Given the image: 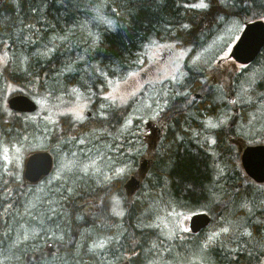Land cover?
<instances>
[{"label": "trees", "instance_id": "trees-1", "mask_svg": "<svg viewBox=\"0 0 264 264\" xmlns=\"http://www.w3.org/2000/svg\"><path fill=\"white\" fill-rule=\"evenodd\" d=\"M196 2L198 0H0V264H113V261L116 264L125 259L129 264H168L177 256L183 260L199 254V242L205 230L166 237L151 225L160 210V206L153 205L159 202L193 208L210 203L206 208L212 218L208 228L230 224L227 236H219L204 249L205 258L197 261L261 264L264 259L261 247L264 243V186L243 174L236 161L237 149L229 141L223 143L220 131L211 156L205 153L203 146L189 142L184 130L187 127H182L183 121L189 122L187 115L181 114L175 119L168 144L151 167L147 185L153 190L147 194V206L141 210V205L134 203L122 218H115L120 220L117 237L125 233L115 247L126 248L128 257L115 248L114 260H108L106 253L103 255L94 249L92 244L97 233L89 207L93 196L91 183L78 178L72 185L53 184L44 196L36 199L33 185L25 183L17 175L16 164L6 158L17 154L16 145L23 147L34 143L39 135L46 136L48 122L47 117H43L44 112L26 114L5 108L6 96L24 93L42 98L45 103L51 78L59 85L67 83L69 93L70 84H82L80 94L84 99L100 100L101 88L96 89L107 82L124 81L128 72L141 70L153 43L163 42L179 49L195 47L211 38L221 18L249 21L264 17V13L258 14L264 0H256L255 4L251 0H228L226 5L217 0L206 10L188 7ZM261 60L264 61V46L252 64ZM248 73L247 68H243L239 75L238 81L247 86L243 95L234 94L233 101L228 102V122L233 124L239 117L246 123L258 102L264 100V74L250 83L248 78L251 80L253 74L249 77ZM78 75H82V79L77 80ZM227 79L228 93L233 90L236 93L229 84L231 72ZM75 94L76 89L73 97ZM138 95L139 90L132 96V105ZM204 103L200 101L195 105L196 112L208 110ZM113 107L118 120V107ZM236 107H240L238 114L231 110ZM112 111V107L105 112L94 109L91 126H102L104 117ZM175 130L184 137L176 136ZM234 133L235 127L227 126L228 138ZM262 133L260 142H264V131ZM57 142L58 137L52 139L53 145ZM26 151L29 148L23 153ZM157 187H163L162 193L157 192ZM105 213L100 214L102 225L107 226L109 218L104 217ZM246 227L251 228V236L245 232ZM53 232L63 233L64 242H59ZM25 234L28 235L26 240L23 239ZM50 244L54 251L48 255Z\"/></svg>", "mask_w": 264, "mask_h": 264}, {"label": "flooded vegetation", "instance_id": "flooded-vegetation-1", "mask_svg": "<svg viewBox=\"0 0 264 264\" xmlns=\"http://www.w3.org/2000/svg\"><path fill=\"white\" fill-rule=\"evenodd\" d=\"M206 20L213 24L209 16H206ZM200 24H202V21ZM177 52L179 50L175 47L169 50V54L172 55L171 62L174 69L167 80L158 81V76L155 77L150 72L151 63L146 65L143 69V71L145 70L144 72H141L143 76L140 87L141 98L146 96L148 99L151 93H156L153 105L154 115L150 117L145 116L144 121H141L138 126H134L137 124L128 121L132 107L130 85L132 73L128 72L124 78L125 83L127 82V90L130 93V97L124 105L125 120L117 121L115 117L113 121H103L102 126H99V124L94 125L95 130H92L93 136L91 140L87 142L88 144L84 142L87 149L92 152L91 155H93L97 168L106 173V176L103 178L96 179L95 177L83 176L79 179L88 181L93 187L92 200L91 202L88 200L86 202H90L89 207L93 212V222L95 232L97 233L95 244L103 245V247H94V249L103 255L106 253L108 260H114L116 242H119L122 234H125L123 231L117 237V232H120V227L118 226L120 220L115 219L116 213H122V215H118V218H122L127 208L134 203L140 204L141 210L147 206V194L153 190V188H149L147 185L151 167L157 161L159 154L167 146L169 141L168 135L175 125L176 118L181 114L189 117L188 123L186 121L182 122V127H187V129H184L185 134H187V140L193 144L203 146L205 153L210 156L212 146L218 144V131L222 134L223 143L226 144L229 141L233 145L240 144L238 129L241 125L239 126L238 124L241 123V118L239 117L237 119L239 121H236L235 124L232 121L228 122V102L233 101V89L237 93V87L241 82L238 80L243 69V64L235 62L230 56L236 66H223L221 62L222 58L219 57L220 53L214 52L209 64L201 66L199 64L193 69L187 63L190 55H192L191 50L184 51L185 58L181 62L182 65L179 61L180 55ZM229 72L232 73V79L229 84L233 90L230 93H228L227 88V76ZM77 78V80L82 79V75H78ZM69 88H72V91L69 89L70 93L68 92L67 83L59 85L56 82H52V79L49 78L46 91V105L48 149L51 151L55 147L57 148L59 144L63 146L67 142L75 143L83 140L85 127H89L92 123L91 121L90 123H85L82 118L77 119L71 113L65 112L73 109V105L75 106V102H77L76 98L78 94L82 93L83 85L72 83L69 85ZM100 88L104 96L105 91L110 88V85L108 82L104 83L96 90L98 91ZM75 89L76 94L73 97ZM68 95L75 100L68 99ZM179 100L180 106H178ZM97 101L99 100H86L88 110L85 113V117L88 120L93 116L91 106L96 109L97 107L94 105H97ZM200 101L205 102L204 104L208 108L207 111L196 112L195 105ZM104 108L107 107L104 106ZM231 110L233 113L238 114L240 107L231 108ZM119 112L120 118L121 111ZM104 119L106 118L104 117ZM227 126L235 127V133L230 138H228ZM66 130H68V133H62V131ZM174 134L176 136L179 135L180 138L184 137L178 130H175ZM135 135H137L136 138L133 137ZM56 137H58V142L56 145H53L52 139ZM85 155L87 157L89 154H76V161L79 163L83 162V156ZM55 167L56 162L53 159V171ZM120 169H124V171L119 172ZM82 175L83 173L79 177ZM156 189L157 192L161 191L160 193L163 191V187H157ZM116 200L119 201L118 204ZM159 204L163 205L162 202H159ZM80 205L86 206L85 203H81ZM172 205L178 206L179 204L172 203ZM100 213H105L104 217L108 216L107 226L102 225ZM235 222L237 221L234 220ZM244 230L246 233H251V228L249 227L244 228ZM116 249L122 250L124 256H129V252L126 253L127 249L123 248V246H118ZM124 262L129 264L128 259H125ZM112 263L114 264V261Z\"/></svg>", "mask_w": 264, "mask_h": 264}, {"label": "rangeland", "instance_id": "rangeland-1", "mask_svg": "<svg viewBox=\"0 0 264 264\" xmlns=\"http://www.w3.org/2000/svg\"><path fill=\"white\" fill-rule=\"evenodd\" d=\"M264 20V17H261ZM244 21L239 20L235 17L230 18H221L219 21V26L214 29L212 32V36L210 39H208L207 42H202L200 45H196L195 47L188 46L187 48L179 49V52H177L179 56L180 64L185 58L184 51L191 50L192 55H190L187 63L195 69L196 65H207L209 64L210 58H212L214 52L220 53V58L223 66L227 67H233L236 66L233 59L230 57V51L232 48V45L238 38L241 30L243 29ZM173 47L171 44L166 43H153L152 46H149V49L147 50L148 60L147 63L142 67L141 70H138L136 72H132L131 79H130V85H131V98L133 95L136 94V92L139 90L138 98L135 100L134 104L131 107V113L128 117V121L133 122L134 126H138L141 121H144L143 119L145 116L150 117L154 115V108L153 105L155 103V97L156 93H151L148 96V99L146 96L141 98L140 96V87H141V80H143V76L141 75V72L146 67L147 64L151 63L150 66V72H152L155 77H157L158 81L167 80L170 75L172 74L173 64L171 62L172 55L169 54V50ZM221 48V49H220ZM217 50V51H216ZM177 57V56H175ZM1 58V57H0ZM214 61V60H213ZM239 63V62H237ZM221 64V65H222ZM175 65V64H174ZM182 65V64H181ZM197 67V66H196ZM243 68H247L249 71L248 76L250 77L252 74L253 76L250 78L249 81L255 82L261 75L264 74V61L261 60L255 64H247L243 65ZM145 71V70H144ZM143 71V72H144ZM258 73H260V76H258ZM242 82V81H241ZM112 84L110 85V88L105 91L104 96L97 101V105H94L97 107V110H102L105 112L106 110L110 109L114 105H117L118 107V113L117 118L118 120L122 121L125 120V113H124V105L128 101V98L130 97V93L127 90V82L125 81H111ZM243 83V82H242ZM247 88L245 83L243 85L241 84V87L239 88L238 92L234 94L241 97L243 95V92ZM10 94L9 96H11ZM6 98H4V106H6ZM32 98L37 102V110L31 114H36L38 112H44L45 119L47 117V105L46 100L44 103V100L42 98H35L32 96ZM71 100H75L74 98H71ZM75 106L73 105L74 111H65L68 112V114H72L77 119L84 120L86 123H90L87 117H85V113L88 110V105L86 103V99L81 94H78L76 98ZM107 107V108H104ZM92 113H93V106ZM121 111V116L119 118V114ZM116 111L111 112V114L106 118L105 122L113 121L115 118ZM107 116V115H106ZM117 120V121H118ZM46 122V121H45ZM48 124V122H47ZM92 124V123H91ZM89 127H85L84 129V139L77 141L75 143H64L66 145L59 146L51 151L49 148V140H48V132L46 133V136L39 135L37 140L29 145L20 146L16 145V151L17 154L13 156H6V158L12 159V161L16 164V167L18 169L17 175L21 176V168H22V160L24 156L27 154L23 153L24 150H35V149H46L48 150L56 162V167L54 171L51 173L49 177L42 180L41 182H38L33 185L32 193L33 196H35L36 199L41 198L44 196L45 193H47L48 189H50L51 186L59 185V184H68L72 185L74 182L77 181L78 178H81L83 176H90L98 178H103L106 176V173L103 172L101 169H98L96 166V162L93 158V155L91 151L87 149L85 146V143H87L92 138V130H95L94 125ZM240 128L238 129V136L240 137L239 142L243 145L246 143H253V142H260L261 137L263 136L264 131V100L258 102L257 107L253 113L249 115V118L246 123H240L238 124ZM137 137V135L133 136ZM85 142V143H84ZM88 144V143H87ZM237 149V164L240 166V147L234 144ZM19 152V153H18ZM27 152V151H26ZM23 153V154H22ZM19 154H21L19 156ZM83 155V154H89L87 157L86 155L83 156L84 161L79 163L76 161L75 155ZM86 168V171H85ZM82 176L79 177V175ZM119 173V172H117ZM243 174L245 175L244 171ZM264 186V183H262ZM47 191V192H46ZM210 203L203 205L202 207L193 208L190 206H173V205H167L165 204H154L153 206H160V210L157 212V214L154 216V218L151 220V225L153 227H156L159 232L163 233L164 236L170 237V236H177L182 233L189 232L188 230V218L189 216L198 211H206V208L209 206ZM151 207V206H150ZM207 212V211H206ZM117 215L115 218H118ZM116 221V220H114ZM227 228L229 232L230 230V224L216 227V228H205V231L200 239L199 242V254L197 255H191V257H184L183 260L177 256L175 260L169 262L168 264H202L201 261L205 258V252L204 249L209 247V245L219 237L225 235V232L223 229ZM226 232V233H227ZM209 237H212L211 240H209ZM96 242L94 241L93 244ZM205 245H207L205 247ZM194 258V259H193ZM181 259V260H180ZM264 261V259H263ZM123 263L127 264L126 262L122 261ZM119 263V264H123Z\"/></svg>", "mask_w": 264, "mask_h": 264}, {"label": "water", "instance_id": "water-1", "mask_svg": "<svg viewBox=\"0 0 264 264\" xmlns=\"http://www.w3.org/2000/svg\"><path fill=\"white\" fill-rule=\"evenodd\" d=\"M264 46V20L255 19L245 22L244 28L232 45L230 55L241 64L255 60ZM7 106L16 112H33L36 102L28 95L18 93L9 96ZM52 156L47 150L28 152L22 161L21 176L24 182L36 183L52 169ZM240 163L245 174L256 183L264 182V143L247 144L240 154ZM136 182L137 180L134 179ZM211 222V216L206 212H196L189 216L188 226L192 233L205 229ZM50 246L49 254L51 253Z\"/></svg>", "mask_w": 264, "mask_h": 264}, {"label": "snow or ice", "instance_id": "snow-or-ice-1", "mask_svg": "<svg viewBox=\"0 0 264 264\" xmlns=\"http://www.w3.org/2000/svg\"><path fill=\"white\" fill-rule=\"evenodd\" d=\"M216 2H217V0H198V2L188 5V7H189V8H192V9H202V10H206V9H210V8L212 7V5H213L214 3H216ZM219 2H220L221 4H225V5H226V4L228 3V0H219ZM251 3L255 4V3H256V0H251ZM33 11H37V9H33ZM261 13H264V4H261V6H260V11H259L258 14H261ZM108 23H109V25H112V24H113V22L110 21V20L108 21ZM183 27L187 28L188 25H183ZM69 111H74V110H73V109H69ZM85 171H86V168H85ZM123 171H124V169H120V170H119V172H123ZM68 191L71 192L72 189L69 188ZM116 203L118 204L119 201L116 200ZM113 210L115 211V209H113ZM116 214H117V215H122V213H120V212H117ZM56 227L59 228V225H57ZM223 231H224V232H227L228 229L225 228V229H223ZM247 234H248L249 236L252 235L251 233H247ZM52 235H53V236H54L59 242H61V243H63L64 240H65V235H64L63 233L57 235L55 232H53ZM23 239H24V240L28 239V235L25 234V235L23 236ZM211 239H212V237H209V240H211ZM69 243H71V241H69ZM206 246H207V245H205V247H206ZM93 247H103V245H102V244H94ZM261 247L264 248V243L261 244ZM261 264H264V261H262Z\"/></svg>", "mask_w": 264, "mask_h": 264}, {"label": "bare ground", "instance_id": "bare-ground-1", "mask_svg": "<svg viewBox=\"0 0 264 264\" xmlns=\"http://www.w3.org/2000/svg\"><path fill=\"white\" fill-rule=\"evenodd\" d=\"M82 19V18H81ZM98 19V18H97ZM82 29V28H81ZM221 49V48H220ZM38 50V49H37ZM47 50V49H46ZM49 51V50H48ZM217 51V50H216ZM141 54V53H140ZM36 56V55H35ZM45 57V56H44ZM74 66V65H73ZM68 67V66H67ZM12 68V67H11ZM71 71V70H70ZM54 73V72H53ZM60 77V76H59ZM53 78V77H52ZM56 82V81H55ZM57 83V82H56ZM44 92V91H43ZM6 106H7V104H6ZM7 108L9 109V110H11L8 106H7ZM12 111V110H11ZM237 121H239V120H237ZM41 125V124H40ZM193 137V136H192ZM197 142V141H196ZM57 165V164H56ZM160 235V234H159Z\"/></svg>", "mask_w": 264, "mask_h": 264}]
</instances>
